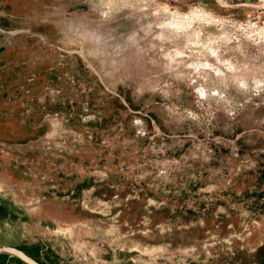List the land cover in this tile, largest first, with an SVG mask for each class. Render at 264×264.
Wrapping results in <instances>:
<instances>
[{"label":"rangeland","instance_id":"1","mask_svg":"<svg viewBox=\"0 0 264 264\" xmlns=\"http://www.w3.org/2000/svg\"><path fill=\"white\" fill-rule=\"evenodd\" d=\"M10 248L264 264V0H0Z\"/></svg>","mask_w":264,"mask_h":264},{"label":"crops","instance_id":"2","mask_svg":"<svg viewBox=\"0 0 264 264\" xmlns=\"http://www.w3.org/2000/svg\"><path fill=\"white\" fill-rule=\"evenodd\" d=\"M9 250H11V251H15L14 253H16V254H18V253H21V254H23L24 256H26L22 251H18V250H16V249H13V248H10ZM19 255V254H18ZM20 256V255H19ZM21 257V256H20ZM28 259H30V257H28V256H26ZM31 261H32V263L31 262H29V263H31V264H36L32 259H30ZM26 261V260H25ZM28 262V261H27Z\"/></svg>","mask_w":264,"mask_h":264},{"label":"trees","instance_id":"3","mask_svg":"<svg viewBox=\"0 0 264 264\" xmlns=\"http://www.w3.org/2000/svg\"><path fill=\"white\" fill-rule=\"evenodd\" d=\"M23 253H26L31 259L37 262V257L33 254L28 253L26 250H21Z\"/></svg>","mask_w":264,"mask_h":264},{"label":"bare ground","instance_id":"4","mask_svg":"<svg viewBox=\"0 0 264 264\" xmlns=\"http://www.w3.org/2000/svg\"><path fill=\"white\" fill-rule=\"evenodd\" d=\"M11 251V250H10ZM13 252V251H12ZM15 252V251H14ZM19 255H21L26 261H28V262H31L32 263V261L30 260V259H28L26 256H24L23 254H21V253H18ZM35 262V261H34ZM36 263V262H35ZM37 264V263H36Z\"/></svg>","mask_w":264,"mask_h":264},{"label":"water","instance_id":"5","mask_svg":"<svg viewBox=\"0 0 264 264\" xmlns=\"http://www.w3.org/2000/svg\"><path fill=\"white\" fill-rule=\"evenodd\" d=\"M38 264V263H37Z\"/></svg>","mask_w":264,"mask_h":264}]
</instances>
